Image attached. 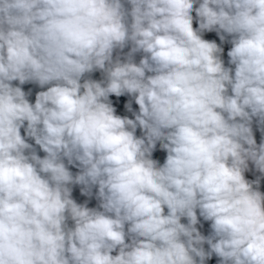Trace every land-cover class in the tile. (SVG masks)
<instances>
[{
    "label": "clouds",
    "instance_id": "9594fccd",
    "mask_svg": "<svg viewBox=\"0 0 264 264\" xmlns=\"http://www.w3.org/2000/svg\"><path fill=\"white\" fill-rule=\"evenodd\" d=\"M126 2L0 0V264H264V193L244 175L249 160L264 174V0ZM13 81L51 86L33 104ZM125 93L134 120L109 100ZM72 184L98 187L99 209Z\"/></svg>",
    "mask_w": 264,
    "mask_h": 264
},
{
    "label": "built area",
    "instance_id": "2783aa9c",
    "mask_svg": "<svg viewBox=\"0 0 264 264\" xmlns=\"http://www.w3.org/2000/svg\"><path fill=\"white\" fill-rule=\"evenodd\" d=\"M125 8L130 9L131 5L128 4L125 0ZM220 35L225 36V40L221 41L220 40ZM202 38L207 39V40H214L222 49L223 52L220 54L221 59L224 62V66L226 68H231L233 70V75H234V69L235 66L230 64V57H228L227 53L231 49L232 45L230 43V40L232 39L231 36L227 35L226 33L220 32L217 33L215 30H213L211 33L204 34L202 35ZM131 49V44L129 43L123 50L116 49L114 50L113 53V59H115L117 56H120V58L123 60L127 56V53ZM145 54L143 52H138L135 53L133 56V59L136 63H139L140 59L144 56ZM150 75L151 73H146ZM86 79H92V80H97V81H102L105 79V74L100 71V70H94L91 73H86L84 77L81 80V83H83L84 80ZM229 94L230 90H229ZM109 100L111 101L113 107L116 109V114L120 115L122 117H128L129 119H135V114L139 113V105L135 103V96L134 95H129L125 93L124 95L120 97H116L114 95H111L109 97ZM130 104L131 105V110L126 107V105ZM252 131H253V136L255 140H259L262 136L264 137V124H260L258 122L257 118H253L252 120ZM137 128H140L139 126Z\"/></svg>",
    "mask_w": 264,
    "mask_h": 264
},
{
    "label": "trees",
    "instance_id": "16d2710c",
    "mask_svg": "<svg viewBox=\"0 0 264 264\" xmlns=\"http://www.w3.org/2000/svg\"><path fill=\"white\" fill-rule=\"evenodd\" d=\"M13 86H19L22 88V90L25 91V93L27 94V99L29 100L30 103H35V99H36V95L38 92L40 91H46L48 87H50L51 85H45L44 87H41L38 83L36 82H26L25 84L21 85L19 83V81H13L12 82ZM27 127V122H25L24 127L21 128V135L25 136V139L27 140V142L29 144H31L33 146V149H35L36 153L43 158L46 154L40 149V147L38 145L35 144L34 139L27 137L25 129ZM136 136L137 137H143L144 136V131H142L140 128L136 129ZM161 143V142H159ZM30 150H26V154H28ZM167 157V152L165 149H162L157 143H156V147L153 149L152 152V159L156 160L158 162V165L162 166L163 163L165 162ZM65 164L68 166L69 170L73 173V175L75 176L76 174L79 173L80 171V167L78 166V162H76V164L74 165H68L67 164V160L65 159ZM96 191H98V187L94 186V194L96 193ZM72 198L78 203V204H84L89 208H96L99 209V205L95 204L93 202V197H92V203L89 202V198H84L78 195H74L72 196ZM167 208H165V214H167ZM186 218H182L181 221L184 222ZM67 224L69 227H73L74 226V222L71 221H67ZM127 228V225H126ZM130 242V241H129ZM118 251V250H117ZM116 252H113V255H115ZM206 264V263H205ZM209 264V263H208ZM211 264H220V258L217 257L215 254L213 255L212 258V262Z\"/></svg>",
    "mask_w": 264,
    "mask_h": 264
},
{
    "label": "rangeland",
    "instance_id": "374dc122",
    "mask_svg": "<svg viewBox=\"0 0 264 264\" xmlns=\"http://www.w3.org/2000/svg\"><path fill=\"white\" fill-rule=\"evenodd\" d=\"M199 2H200V0H198L197 4L194 5V9L199 6ZM192 15H193V27L198 28L199 27V22H198L199 18L196 16V13L194 10H193ZM211 32L204 31L201 33V35L208 34ZM262 142H264L263 136L259 140L256 141L257 145L261 144ZM157 144L161 147V143H159V141H157ZM244 175H245V179H247L249 181H256L257 179H259V191H261V193H264V174L260 173L255 168V165L253 164V162L251 160L248 161V169L245 171ZM69 187H71V189H72V196L78 195V196H81L84 198H90V196H91V190L88 193H82L81 189L84 187L83 185L72 184V185H69ZM254 187H255V185H254ZM97 194H98V191H96L95 194L93 192L92 197H93V202L95 204L99 205L100 200L98 199ZM197 217H198V223L196 225L197 229L201 232L202 235H204L206 237L210 236L212 234V228H211L212 222L207 221L202 216H200L199 209H197ZM68 221L71 222L72 220L69 219ZM183 223L184 224L188 223L187 218L184 220ZM203 247H204L205 251L209 250V246L206 243L204 244ZM210 259H211V257L207 258L205 260V263L208 264Z\"/></svg>",
    "mask_w": 264,
    "mask_h": 264
},
{
    "label": "water",
    "instance_id": "95a60500",
    "mask_svg": "<svg viewBox=\"0 0 264 264\" xmlns=\"http://www.w3.org/2000/svg\"><path fill=\"white\" fill-rule=\"evenodd\" d=\"M93 192H94V187L91 188V196H90V198H89V202H90V203H92V194H93ZM181 223H183V222L181 221ZM126 242H129V241L126 240ZM213 255H214V254H212V256H211V259H210V261H209V264H211V262H212Z\"/></svg>",
    "mask_w": 264,
    "mask_h": 264
}]
</instances>
